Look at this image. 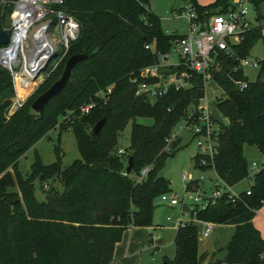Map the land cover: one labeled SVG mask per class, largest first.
<instances>
[{
  "label": "trees",
  "instance_id": "obj_1",
  "mask_svg": "<svg viewBox=\"0 0 264 264\" xmlns=\"http://www.w3.org/2000/svg\"><path fill=\"white\" fill-rule=\"evenodd\" d=\"M191 1L198 11L212 13L225 11L230 3L215 0L200 5ZM262 1L252 0L256 21L260 19L258 6ZM148 3L149 0H63L61 8L79 22L80 32L71 42L65 61L47 81L61 77L70 56L86 54V58L75 66L62 92L41 114L33 112L27 100L7 117L15 90L12 74L0 66V264H111L124 229L149 225L154 198L170 190L161 170L165 160L176 153L179 139L172 142L170 152H164L165 139L185 109L196 105L204 95V83L200 76L192 75L191 87L170 88L155 102L136 94L129 76L156 61L155 53L145 46L154 43L160 52L170 47L171 36L161 30L159 18ZM13 8L14 0H0V32ZM262 30L263 26L255 22L241 41L231 46L232 54L220 52L221 69L213 76L226 95L216 100V107L228 119L218 133L215 168L233 186L248 176L243 146H256L264 155V57L259 60L254 81H249L238 67L239 60L249 56L257 41L264 49ZM234 80H245L247 86L240 90ZM16 83L21 98L35 84L20 76ZM50 85L40 86L36 93L42 94ZM108 86V99H97V92ZM89 101H96V105L82 114V106ZM67 112L74 116L71 128L81 157L66 168L62 167L61 156L50 165L37 158L31 172L23 176L19 159L56 129L60 117ZM103 117L106 121L99 135H94V124ZM137 118H150L152 123L142 124ZM128 123L130 143L125 155L132 156L130 173L139 179L126 174L124 155L117 154ZM143 168H148L144 175ZM59 177L60 187L56 186ZM249 188L251 194L242 190L235 202L222 197L197 211L200 219L235 227L224 259L206 264L260 262L264 239L252 219L264 205V167L255 173ZM37 189L41 190L40 196ZM197 239L194 225L178 227L175 255L165 258L163 264H202L207 253L198 252Z\"/></svg>",
  "mask_w": 264,
  "mask_h": 264
},
{
  "label": "built area",
  "instance_id": "obj_2",
  "mask_svg": "<svg viewBox=\"0 0 264 264\" xmlns=\"http://www.w3.org/2000/svg\"><path fill=\"white\" fill-rule=\"evenodd\" d=\"M185 2L184 11L180 10L176 15L185 20V31L179 34L174 29L165 33L171 36L170 47L165 52L156 50L154 43L146 45V48L155 53L156 61L131 74L129 82L136 86V94L155 102L170 88L184 90L191 87L192 75L200 76L203 80L204 95L196 105H190L185 109L183 116L166 137L163 151L170 152L172 142L180 140L179 132L187 131L196 140V166L201 170L212 171L213 176L205 179L203 175L195 178L187 172L182 174V180L186 182L185 193L188 194L190 202L179 200L175 194L168 195L167 192L159 196L161 201L167 202L171 207L181 204L176 229L192 224L197 228L199 239V235L201 238L209 236L212 222L200 219L197 211L214 205L222 197L235 202L242 192L235 191V186L227 184L215 168L214 160L219 145L218 133L221 124H228V119L225 117L227 123H223L208 111L209 101L205 97L206 82L214 81L215 72L221 69L222 60L219 53L232 54L231 46L241 41L242 35L254 26L256 20L250 16L254 9L252 0H230L225 11L214 13L198 11L191 0ZM62 3L63 0H14L12 23L7 27L10 43L0 48V65L11 71L15 82L19 76L35 82L44 74L50 75L67 58L71 42L79 36L80 25L72 15L61 8ZM46 25H49V28ZM46 43H49V48L44 47ZM49 51H57L58 56L51 61L45 72L35 78L33 68L39 63H44ZM20 63L23 64V70L18 72L16 68ZM247 65L259 67V62L258 64L250 62L248 57L239 60L238 67L243 69ZM26 69L29 71L28 75L24 74ZM234 83L240 90L247 86L245 80H234ZM34 87L33 85L32 89ZM110 93L111 86H108L97 92V99L106 101ZM21 99L17 98L14 102L15 111L23 105ZM95 105L96 101H89L82 106L81 113L87 114ZM125 153V149L121 147L117 149L118 155L122 156ZM263 167L264 155H261L258 162H251L246 179L251 178L253 181L255 173ZM147 170L148 168H143L142 175ZM243 190L246 195L251 194L249 186ZM184 215L187 217L186 220H183ZM167 220H170L169 216Z\"/></svg>",
  "mask_w": 264,
  "mask_h": 264
},
{
  "label": "rangeland",
  "instance_id": "obj_3",
  "mask_svg": "<svg viewBox=\"0 0 264 264\" xmlns=\"http://www.w3.org/2000/svg\"><path fill=\"white\" fill-rule=\"evenodd\" d=\"M196 1L200 5H207L214 2L215 0ZM185 4V0H149L148 7L150 11L159 18L160 28L164 33L171 32V30L175 29L179 34H181L185 31V20L183 18L176 17V15L180 10L184 11L183 7ZM258 10L260 19L259 21L255 22L264 28V1L259 3ZM255 14L256 11L253 9L250 12V16L255 18ZM11 23V16L7 17L5 21V28L10 27ZM263 57L264 49L262 42L259 40L250 50L248 59L250 62H256L258 64L259 60H261ZM0 66L6 68L3 65ZM16 69L18 72L22 71L23 64L20 63ZM258 70L259 67H252L248 65L243 67V72L249 81L256 80ZM48 77L49 75L44 74L43 77L37 79L34 84V89L30 90L31 92L33 90L34 91L22 99L18 95L16 83L17 80L15 82L13 77L15 95L12 98L10 107L7 109V117L10 118L17 111L13 109V104L17 98L23 101V105L27 100H29L31 106L34 100L39 95H41L40 92L36 93L37 90H39L38 88L47 83H51L52 85L55 82L52 81L53 79H49L47 81ZM205 97L209 101L208 111L210 114L221 119L223 122H226L225 117H223L216 107L217 98H225L226 95L213 80H208L206 82ZM31 110L35 112L32 107ZM73 119L74 116L68 112L61 116L60 125L56 129L51 130L34 147L29 149L19 159L18 166L23 176H27L31 172L32 165L37 160V158L40 159L43 164L50 165L57 161L58 156H61L62 167L66 168L70 166L76 159L81 157L77 146L76 137L71 128ZM136 121L148 125L152 123V119L150 118H137ZM130 130L131 123H128L122 131L118 147L126 149L129 146ZM179 138L180 140L177 146L178 149L173 156H170L165 160L161 174L170 183V190L167 192L168 195L175 194L179 200L184 199L186 202H190V199L187 196L188 194L185 193L186 182L182 180V174L187 172L195 178H199L200 175H203L206 179L209 176H213V172L209 170H201L195 165L197 146L195 143L196 140L192 134L187 131H181L179 132ZM126 154H128L127 151ZM243 155L247 160L248 167L250 166L251 162H258L261 157V153L256 146L247 144L243 146ZM122 159L126 162L127 166V156H122ZM131 176L139 179V177H136L133 174H131ZM61 181L62 177H59L57 179L56 186L60 187ZM203 183L206 185L205 181ZM203 183H201V185ZM251 183V178L244 179L236 184L234 189L235 191H241L248 187ZM37 194L39 196L41 195L40 189H37ZM159 196L160 195H158L153 200L154 209L152 220L149 225H130L124 229L121 240L114 247L112 264H163L165 258L172 259L174 257V236L177 227V219L180 215L181 204L171 207L167 202L161 201ZM168 216L170 217V220H167ZM186 218L187 217L184 215L183 220H186ZM252 223L259 231L260 236L264 239V205L255 211ZM234 233L235 227L232 224L212 223V231L208 237L201 238L199 235V239H197L198 252L203 253L205 250L207 252V256L204 261L209 262V260L214 259L223 260L226 255L227 245ZM158 241H160V243H158ZM261 256L262 258L258 264H264V252L261 254Z\"/></svg>",
  "mask_w": 264,
  "mask_h": 264
},
{
  "label": "water",
  "instance_id": "obj_4",
  "mask_svg": "<svg viewBox=\"0 0 264 264\" xmlns=\"http://www.w3.org/2000/svg\"><path fill=\"white\" fill-rule=\"evenodd\" d=\"M46 27L49 28V25H46ZM9 43H10V33L7 28H3L0 32V45L4 46ZM57 56H58L57 51H54V52L49 51L48 56L46 60L44 61V63L42 64L39 63L33 68V70L35 71V78H37L41 73L45 72L48 69L51 61L54 60ZM85 58H86V54H74L67 59L65 67H64V71L61 77L58 80H56L51 85L50 88H48L45 92L39 95L32 103V109L36 113H39V114L43 113L46 105L49 104L51 99L62 92L65 85L70 80L75 66L80 61L84 60ZM105 121H106V118L103 117L94 124L92 128V133L94 135H99ZM132 166H133V158L132 156H129L127 158V166L125 168L126 174H129L131 172ZM158 243H160V241H158Z\"/></svg>",
  "mask_w": 264,
  "mask_h": 264
},
{
  "label": "crops",
  "instance_id": "obj_5",
  "mask_svg": "<svg viewBox=\"0 0 264 264\" xmlns=\"http://www.w3.org/2000/svg\"><path fill=\"white\" fill-rule=\"evenodd\" d=\"M255 16H256V14H255ZM254 19H255V18H254ZM262 31H263V33H264V28H263ZM213 117H214V116H213ZM223 117H224V116H223ZM214 118H216L217 120H220L221 122H223L221 119H219V118H217V117H214ZM225 119H226V118H225ZM223 123H227V119H226V122H223ZM204 253H207L206 250L204 251ZM112 261H113V259H112ZM112 261H111V264L113 263ZM206 263H207V261H206V262L204 261L203 264H206Z\"/></svg>",
  "mask_w": 264,
  "mask_h": 264
},
{
  "label": "bare ground",
  "instance_id": "obj_6",
  "mask_svg": "<svg viewBox=\"0 0 264 264\" xmlns=\"http://www.w3.org/2000/svg\"><path fill=\"white\" fill-rule=\"evenodd\" d=\"M44 47H46V48L48 47V48H49V43H46V44L44 45ZM24 74H25V75H28V74H29L28 69H26V70L24 71ZM31 74H32V73H31ZM18 78H19V77H18ZM18 78H17V79H18ZM31 81H32V80H31Z\"/></svg>",
  "mask_w": 264,
  "mask_h": 264
}]
</instances>
